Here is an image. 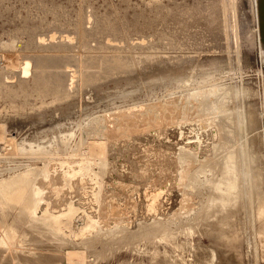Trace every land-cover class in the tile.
<instances>
[{
  "label": "rangeland",
  "instance_id": "obj_1",
  "mask_svg": "<svg viewBox=\"0 0 264 264\" xmlns=\"http://www.w3.org/2000/svg\"><path fill=\"white\" fill-rule=\"evenodd\" d=\"M213 4H215L214 7ZM254 4L255 0H0V185L12 179L15 180V178L21 179L24 176L23 173L29 168L44 166L43 158L49 156V153L33 154V152H38L34 150L49 148L48 150L53 153H50L52 163L73 160L74 158L67 156V152L77 148L76 144L85 137V130L89 127L91 117L114 111L113 113L119 112L118 118L121 109V111H127L126 114L133 119L143 117L141 122L150 127L147 132L136 133L135 135L142 134L137 136L139 139L135 140H132V137L125 138L124 126L122 130H118V139L122 142L116 146L115 151L116 157L119 158L118 164L123 167L117 168L115 173L122 175L127 173L129 165L135 161V158L138 163L140 162L141 167H145L146 162L148 164L155 160L154 165H150L144 174L149 176L155 172L153 178L156 182L166 185L162 194V198L166 200L163 216L177 209L184 196H190L188 198L192 201L191 208H185L171 220L166 218L164 222L167 226H159L161 230L156 227L139 231L131 237V240L124 241L115 248V243H98L94 252H88L83 257L82 263L78 264H166V259L169 264H222L220 251H223L228 258L227 262L230 263L227 264H233V260L234 264H251L253 254L250 252L249 243L256 228L255 220L251 215L255 210L254 206H258V210L264 214V60L259 53ZM60 14H62L61 17ZM101 15L109 17L118 26L123 20H139V25L145 27L149 23L145 19L153 18L155 23L153 19L150 21L156 33L153 34L151 30L144 31L145 33L142 34L144 41H141V34H133V39H131V34L121 27V35L124 38H130V43L124 39H117L115 42L112 40L114 43L106 40L104 46L109 43L107 47L100 46L94 49L95 47L92 46H95L96 41L91 39L92 41L88 42L91 47H88L83 41L86 40L85 35L88 31L98 30V24L95 22L100 20ZM175 16L179 18V21L171 20ZM68 19L72 21L70 26L66 25ZM155 24L158 25L155 26ZM212 24L213 27H211ZM212 29L216 33L219 31V34L222 32L223 35L218 36L219 34ZM49 31L56 32L55 39H59L58 36L61 33L66 36L68 32H73L79 41L71 50L65 52L79 60L82 58L86 60L88 56L92 59L97 56L103 60H112V62L135 56H152L153 58L145 61L146 63L125 62L110 72H101L99 65L91 66L90 69L96 73L90 83L84 81L87 78L88 69L86 65H82L76 73L77 79L80 80L74 88L65 85L58 89L53 88L52 91H44L45 86L34 83L33 79H30L27 82V88L20 90L21 84L15 77L20 72V63L17 58H23L24 53L28 55L40 53L39 42L43 39H52L42 38ZM216 36L219 38L217 39ZM184 40L187 44L183 43ZM29 41L32 44L30 46H28ZM218 42L221 47L219 44V47L216 45ZM174 43L176 47L173 46ZM113 44H116V48ZM111 45L113 46L109 47ZM59 47L65 49L63 46ZM59 47L56 45L49 48L48 52L52 55H61L62 51L58 50ZM23 48L27 52H24ZM205 99L207 102L196 116L204 120L197 118L182 124L181 128V125L176 123L178 119L175 114L168 115L170 120L165 119L164 111L166 112L167 108L186 101L189 104V102H199ZM220 99L223 100L221 101L223 105ZM211 109H214V112ZM157 110L162 111V114H157L155 117L153 112ZM215 116H220L223 120H216ZM171 117L175 118V121ZM226 118H229L228 120L233 124L231 128L226 127ZM159 123L161 125L164 123L166 126L165 131L159 132L157 137L153 135L157 130L152 132L151 129L153 127L157 129L160 126ZM181 130L184 131L183 136L180 134ZM220 132L224 140L216 148L219 155L215 157L213 143L218 141ZM6 136L14 138L17 150L16 148L14 151L8 149L9 146L5 142ZM106 136L107 134L103 137ZM125 139L126 143L123 141ZM189 140H197L198 148H201L199 164L192 162L193 159H188V161L185 158L174 159L173 153L171 155L173 150ZM137 141H139L138 144L140 143V148L136 146ZM161 150L164 151L163 154ZM121 153L124 160L119 156ZM157 154L160 156L157 157ZM234 154L240 157L238 172H244L247 178H244V174L240 175L244 178L242 179L244 183L230 189L220 182L223 181L222 176H225V171L218 167L224 165L223 168H226L228 162L225 156L227 155V159L230 160ZM206 157L211 159L207 160ZM160 159L162 164L158 168L157 163ZM156 171L163 172L164 175L159 177L158 174L155 175ZM188 174L190 177L187 176ZM55 175L59 176L60 173L53 174V177L57 178ZM193 176L195 179H192ZM131 177L132 180L123 179L122 185L112 184L111 190L113 189L112 193L115 195L119 194L116 198L114 197V201L117 207L120 204L122 209L127 208L128 213L125 211V215L132 217L129 220L132 222L130 227L136 228L137 223L144 220L142 216H145V213L143 212H146L147 216L153 215V211H149V205L152 203L151 194L147 193L154 185L142 184L138 176L131 175ZM253 177L257 180L256 182ZM250 178L254 180L252 186ZM58 179L59 183L56 181V185H46V194L53 204L51 209L55 210L58 206L65 207L70 200V202L74 201L76 206L88 209L92 214L96 213L97 207L94 205L97 203L92 199L93 190L96 188L94 181H85V184L79 185L76 179L74 181L65 180L62 177ZM245 179L249 184H246V187L251 186V190L249 189L248 195L239 197V190L244 191ZM129 181L132 182L129 184ZM115 186L119 189H115ZM124 186H126V196L120 195L124 191ZM143 186L146 187L143 188ZM221 193L224 194V198L221 199L225 200L216 201L214 205H211L213 202L211 200H215V196H221ZM127 194L135 199L127 198ZM2 200L4 204L1 206L3 210L0 211V216L1 212L3 214L0 221L5 223H2L3 227L13 231L16 229L20 238L24 237L21 238L22 242L18 241L20 246L19 244L14 248L5 246L1 249L6 251L1 254L0 264H21L9 257L17 256L16 252H32L31 247L38 245L33 244L35 240L40 241L38 242L39 247L44 246L34 251L42 250L43 252L45 250L47 253L51 251L52 255L61 254L59 249L62 248V243L57 238L58 232L44 226L34 232L29 226L30 223L27 222L41 223L40 220L35 221L33 216H29L23 203L11 199L6 200L5 197H2ZM132 200H136L134 205ZM227 200H233L232 205L220 211V209H225L224 203L226 202L223 201ZM246 200L251 206L249 210L244 208ZM127 201H132L130 206ZM147 201L149 203L145 204ZM200 207H205L207 210L204 211L205 208ZM38 212L39 217L42 211ZM194 216L199 217L197 223L202 218L203 221H207L208 217V220H214L216 225L211 231L214 234L196 231L193 236H187L183 231L182 222ZM219 216L225 220L221 221ZM86 219L85 215H78L74 220L75 227L85 225ZM168 226L170 229L166 230ZM65 229L70 236L67 235L68 233L63 236L70 237V241L73 239L74 243H81L84 238H94L96 234L91 228V232L87 230L79 235L75 229H71V232L67 227ZM30 230L33 234L29 233ZM28 233L30 236L27 235ZM34 233H36L35 236H33ZM27 236H33L34 240ZM37 236L39 238H36ZM81 248L80 250L84 251L89 247L82 245ZM199 251L203 257L199 256ZM74 260L79 259L75 257ZM59 264H68V262H59Z\"/></svg>",
  "mask_w": 264,
  "mask_h": 264
},
{
  "label": "bare ground",
  "instance_id": "obj_2",
  "mask_svg": "<svg viewBox=\"0 0 264 264\" xmlns=\"http://www.w3.org/2000/svg\"><path fill=\"white\" fill-rule=\"evenodd\" d=\"M214 6H215V4H213V7ZM254 7L256 10V25H257V29H258V40L257 41H258V45H259V53L264 60V0H255ZM213 9L215 10V8H213ZM154 12H155V9H154ZM176 13H178V12H176ZM178 14H177V16H178ZM61 15L62 14H60V17H61ZM173 15H174V13H173ZM218 16H220V15H218ZM218 16H217V18H218ZM140 17H142V16H140ZM148 17L150 18V16H148ZM220 18H221V16H220ZM220 18L218 20H220ZM142 19L144 20V18H142ZM152 19L153 18L145 19V20H148L147 22H149L147 24V26H145V27H141V25H139V23H140L139 20H129V21L123 20L121 23L122 25L120 24L118 26L115 22H113L111 19H109V17H105V16L101 15L100 20L98 19L95 22L98 24L97 25L98 30L88 31L85 35L86 40H83V41L87 44L88 47H91L88 42L92 41L91 39H95L93 41H96V44H95V46H92V47H95L94 49H98V48H100V46L101 47H107V45L109 43L106 46H104L106 40L109 42H110V40H111V42H113L112 40H114V42H115L117 39H120V40L124 39V40H127L126 41L127 43H130V38L133 39L132 38L133 34H141L140 40L144 41V36L142 35L145 33L144 31L151 30L153 34L156 33L155 28H152L153 23L150 21ZM176 19L178 20L179 18H176V16H175L171 20H176ZM145 20H144V22H145ZM58 21H60V19H58ZM153 21L155 23V19H153ZM71 22L72 21L70 19H68L66 25L70 26ZM217 22L218 21H216V23ZM113 23H115V24H113ZM216 23H213V24L215 25ZM213 24L211 27H213ZM156 25H158V24H155V26ZM121 27L125 28L127 30L128 34H131L130 38H124L121 35V31H120ZM215 28L216 27L214 26V29ZM159 31L160 30H158V32ZM213 31L215 32V30H213ZM147 33H149V32H147ZM164 33H169V32H164ZM73 34H74L73 32H68V34L65 36L61 33L60 36H58L59 39H55L56 38V32L52 33V31H49L48 34L46 33L42 38H44V37L48 38L49 37V39L52 38L55 40H52V39L51 40H45V39L41 40L39 42V44L41 45V47L39 46V52L40 53H38L37 55H35V54L28 55V53H24L23 58H17V56H16L18 63H20V72H18V75L15 77L17 78L18 82L21 84L20 87H22V88L20 90H25V88H27V82L30 79H33L34 83L36 82V83H39V84H42L43 86H45L44 91H52L53 88L58 89V88H61L62 86H65V85L69 86L70 88H74L75 85H77V83L80 80L79 78L77 79L76 73H77V71H79L78 69H81L80 67L82 65H86V67L88 69V73H87L88 75H87L86 80H84V81L86 83H90L93 81V77L96 73V71H93L92 69H90L91 66L99 65V67H101V69H100L101 72H110L112 69L116 68L117 66H120V64L122 65L125 62L144 63L145 61L151 60L153 58L152 56H139V57L135 56V57H128V58L114 60L113 61L114 63L112 62V60H103V59H101V57H97V56H95L93 59L90 56H88V57H86V60H84L83 58L79 60V59L73 57L71 54H69V53L66 54V52H65V51L71 50V48H73L75 45H77V43L79 41V40H77L76 36ZM212 34L215 35L213 32H212ZM213 35H211V36H213ZM220 35H223L222 32L218 36H220ZM110 36H111V38H110ZM62 37H65V38L62 39ZM137 38H138V36H137ZM159 38H160V36H159ZM218 38L219 37H217V39ZM60 39H62V40H60ZM220 40H222V39H220ZM31 41H33V40H31ZM31 41H29L28 46L32 45ZM37 41H39V40H37ZM137 41H139V40H137ZM172 41H171V44H172ZM185 41L186 40H184V42L183 41L182 42L187 44V42H185ZM210 41H213V40H210ZM214 42H215V39H214ZM220 42H218L216 45L218 46V44ZM188 43L191 45V42H189V40H188ZM211 44H213V43H211ZM56 45L58 47L59 46L65 47V49L59 47L60 49H58V50L62 51L61 55H54V54L52 55L48 52V51H50L51 48H53ZM113 45H111L109 47H112ZM173 46L176 47L175 43ZM179 46H177V47L179 48ZM219 46H220V44H219ZM129 47H130V45H129ZM189 47L190 46H188V48ZM115 48H116V46H115ZM120 48H121V46H120ZM185 49H186V47H185ZM189 50H191V49H189ZM23 51L27 52V51H25L24 48H23ZM111 52H112V50H111ZM114 55H115V53H114ZM219 98H221V97H219ZM219 101L221 103V101H223V100L220 99ZM187 102L188 101L183 102V103L176 105L174 107L167 108L166 112L164 111L165 119L168 120L169 119L168 115L171 116L170 114H172V116H173V114H175L177 119H178V121H176V123L178 122V124L181 125V128H182L183 127L182 124L188 123L190 121H194L198 118L196 116L199 114L200 109L207 102V100L205 99V100H202L199 102H196V101L191 102V103L189 102V104ZM184 103H187V104H184ZM117 110L118 109L116 108V111ZM211 110L214 112V109H211ZM110 112L111 113H108V112L105 113V111H104L105 114H103V115H96V117L93 116V118L91 117V119L89 120V122H90L89 127L87 130H85V137H83L82 140H80V142L78 144H76L77 148H73L70 152H67V156L74 158L73 160L68 159V160H62L58 163H56V162L52 163V157L50 156V153H52V151L50 152L48 150L49 148L46 149L45 147L44 148L40 147L41 149L40 150H34V151H38V152H33V154L49 153V156L46 155L47 157L44 156L45 158H43L44 159V166H42V167L35 166L32 168H29L28 170H26L23 173L24 176L23 177L21 176L22 177L21 179L15 178V180L12 179L11 181L5 182V184L0 185V211L3 210L1 206L4 204L2 197H5L6 200L11 199V200H15V201H18L20 203H23V205L27 208L29 216H33L35 221L40 220V222H41V223L27 222V223H30L29 226L32 228V230H34V232H35L36 230L41 229L42 226H44L46 228L49 227L52 229V231L55 230L56 232L59 233V234L56 233L57 238L59 239V242L61 241V243H62V246H61V244H59L62 247L61 249H59V251H61V254L59 253V255H56V253H54L55 250H52L53 249L52 248L50 250L54 251L53 253L55 254V255H52V254H50L51 251H50V253H47V252H45L44 249H43L44 250L43 252H42V250L41 251H34L36 248L38 249V248L44 246L43 245V246L39 247L38 245H40V244L38 242H40V241L35 240L33 244L34 245L38 244V245L31 247L32 248L31 250H33L32 252L31 251L30 252L26 251V252H21V253L16 252L17 256L11 255L9 257L11 260H15V262L21 263V264H59V262H65V261L68 262V264L82 263L83 257L88 252H92V251L94 252L96 245L98 243H104V244L115 243L114 248L118 247L124 241L131 240L132 239L131 237H134L136 234L139 233V231L150 230V229L156 228V227H157V229L161 230L159 228V226L160 227L167 226V224H165V222H164L165 220H167L166 218H170V220H171L175 215H178L180 211L184 210L185 208L190 207V204L192 203L190 198H188L190 196H188V197L184 196V198L181 201V205L177 209H175L171 214H169L167 216H163V214H164V208L163 207L166 205V200H164V198H162V194L164 192L166 185L164 183H157L156 182V180L153 178L155 172L149 176L144 174L146 169L150 168V165H152V166L154 165L155 160H153L154 162H148V164H146L147 163L146 162L145 163L146 166L141 167L139 164L140 162L138 163L136 161L137 158H135V161H133V163L129 165V167H128L129 169H128L127 173L124 172L125 174H123V175L120 173H117V172L115 173V171L118 170L117 168L122 166V165L118 164L119 158L116 157L117 154L115 151L116 146L121 144V142H122V140L118 139V137H119L118 130H122V127L124 126V135L126 136L125 138L129 139V137H132V140H135V139H139V138H137V136L141 135L142 133L139 135H135V134L136 133L138 134V133L143 132V131L147 132L149 130L150 125H146V124L141 122L143 117H141V119H133L126 114L127 111H121V109H120V117H118V118H117V114L119 112L118 113H113L114 111H110ZM121 112H124V113H121ZM160 113L162 114V111H158V110L154 111L153 116L156 117L157 114H160ZM175 115H174V117H175ZM171 119H173L175 121V118L171 117ZM215 119L216 120H223V118H221L220 116L219 117L215 116ZM228 119L229 118H226L225 124H226L227 128H231L233 124ZM198 120H204V119L198 118ZM160 122H162V120ZM159 125L160 126H158L157 129L155 127H153V129L155 128L154 130L151 129L152 132L157 130L156 131L157 134L153 133V135H155L157 137H158L159 132L165 131L164 128L166 126L164 123L162 125L159 123ZM83 128H84V126H83ZM183 133H184V131L181 130L180 131L181 136H183ZM105 134H107V136L103 137ZM214 136L215 137L217 136L216 132L214 133ZM122 138H123V136H122ZM163 138H165V137H163ZM126 139L123 140L124 143H126V141H127ZM198 139H200L199 136H198ZM108 140H110V141H108ZM163 140H165V139H163ZM223 140L224 139H223L222 133L220 132V136H219L218 141L213 143V148H215V151H214V154L216 155L215 157H217V155H219L216 148L219 147V145L223 142ZM130 141H131V139H130ZM196 141L197 140H189L188 142L182 144L181 146H179L178 149H175L171 152V155L173 153L172 157H174V159L179 158L181 160L185 158V160L187 159V161H188V159H193L192 162H195V164H196V162H198V164H199V162H200L199 152H200L201 148H198ZM5 142L9 146L8 149L10 151H14L15 148L17 150L16 141L14 140V138L6 136ZM138 142L139 141H137V145L136 144L135 145L138 148H140L141 146H139L140 143L138 144ZM200 142H201V140H200ZM134 143H135V141H134ZM177 143H176V145H177ZM141 144H142V142H141ZM200 144L202 145V143H200ZM165 150H166V148H165ZM170 150H172L171 147H170ZM208 152H210V151L208 150ZM122 153H121V155L119 154V156L122 157ZM163 153H164V151H162L161 154H163ZM40 154H38V155H40ZM156 156L159 157L160 155L157 154ZM167 156H168V154H167ZM231 156H232V154H231ZM137 157H138V155H137ZM123 158L124 157H122V159ZM139 158L142 159V157H139ZM209 159H211V158L208 157L207 160H209ZM225 159L228 162V164L226 163V165H228V166L226 168H223L225 166L222 165V163H221V165L223 167H221V166L218 167L220 169L222 168V170L224 169V171H225L224 172L225 174L223 173L225 176H222L223 181H220V182H223L222 184H224L228 188L234 189V187H238L241 185V183H244L242 179H244L245 177L247 178V176L245 175L244 172H241V171L238 172L239 165H240V157L237 154H234L233 158L230 159L231 162H230V160L227 159V155L225 156ZM129 160H127V161H129ZM149 160H151V158ZM144 161H145V159H144ZM160 164H162L161 159H160L159 163H157L158 168H160V166H161ZM143 165H144V163H143ZM190 167H191V165H190ZM125 168H126V165H125ZM122 170H124V169H122ZM125 171H126V169H125ZM194 171H196V170L194 169ZM55 172L60 173L59 176L55 175V177L57 176V178L53 177V174ZM157 174L159 175V177H162L164 175L163 172L159 173L156 171L155 175H157ZM243 174H244V178L240 177V175H243ZM131 175H133L134 177L138 176V180H140L142 184H144V183L146 185L153 184L155 186V187L154 186L151 187L149 189L150 192L147 193V194H151L150 199L152 200V203L149 205V211L150 210L153 211V215L147 216L146 212L142 211L143 213H145V216H142V218L144 217V220L141 219L142 221H139V223H137L136 228L130 227L132 225L131 224L132 222H130L129 220L132 217L130 218V217H127V215H125V211L127 208L125 210L122 209L121 208L122 205L120 206V204L117 207V204L114 201V197L116 198V196H118L119 194L115 195L114 193H112L113 189L111 190L112 184H121L122 185L124 182L123 179H125V178H126V180H132L133 178L131 177ZM191 175H192V173H191ZM187 176H189V174ZM61 177L65 180H70V181H74V179H76V183L79 185L85 184L84 183L85 181H94V183H96V188H94V190H93V197H92V199L97 203V205H94L95 207H97V211L95 214H92V212H89L88 209H84L83 207L81 208L80 206H76L73 203L74 201L70 202V200L68 203H66L65 207L58 206L57 208H55V210L51 209L53 207V204H52L51 199L46 194V185L47 184H49V185L55 184V182L59 180L58 178H61ZM118 179H120V180H118ZM192 179H195L194 176ZM198 180H200V179H198ZM248 180H249V178H248ZM248 180L245 179V185L243 184L244 185V191L239 190V192H238L239 197L240 196L244 197V196L248 195V192L251 190V186H252V183L254 180L252 178H250L251 186L250 187L248 186L249 188L246 187L247 186L246 184H248L247 183ZM256 181L257 180L255 179V182ZM130 182H132V181H129V184H130ZM58 183H59V181H58ZM133 183H135V182H133ZM139 184H140V182H139ZM139 184H137V185L139 186ZM137 185H136V187H137ZM7 187L9 190L6 189ZM125 187L126 186H124V188H123L124 191L120 195L126 196ZM132 187H133V189L136 188V187L134 188V186H132ZM144 187H146V186H143V188ZM73 188H74V183H73ZM5 189L8 191H6ZM115 189H119V188L116 187ZM130 190H131V187H130ZM136 191H138V189ZM234 191H236V190H234ZM128 192H129V190H128ZM225 193H226V191H225ZM131 194H132V192H131ZM132 195L127 194V198H131V199L134 198V197H132ZM218 195H220V193H218ZM223 195L224 194L221 193V196H217V197L215 196L214 197L215 200H211V202L213 201L212 203L210 202L211 205H214L216 201L221 202V200H225V199H221V198H224ZM225 195H227V193ZM134 196H135V194H134ZM228 196H230V195H228ZM146 197H148V195ZM212 199H213V196H212ZM117 200L118 199H116V201ZM167 200H168V198H167ZM235 200H237V199H235ZM82 201H84V200H82ZM135 201H133L134 202V203H132L133 205L136 203ZM149 201H147V203L145 202V204H148ZM247 201L248 200H246L244 202V208L249 210L251 206H249V202H247ZM127 202H125V203H127ZM131 202L130 201L128 202L129 206H130ZM223 202H226V203H224L225 209H220V211L226 210L229 205H232L231 203L233 202V200H229V201L227 200V201H223ZM217 206H218V204H217ZM206 207H208V206H206ZM200 208L202 209L205 207H200ZM210 208H212V207H209V209ZM254 208H255V210L252 211L253 213L251 215H253L252 217L255 220L256 224L255 223L254 224L256 225V228L253 227V229L255 228L254 229L255 232H254V236L252 237V239L249 243L250 252H252V254H253L251 256L252 259L250 262H251V264H264V214L262 211L258 210V206L256 207V205H255ZM209 209H208V211H209ZM39 210L42 211V214H41V216L39 215V217H38L37 215L39 214V212H38ZM203 210L206 211L207 208H205ZM146 211H147V209H146ZM126 212L128 213V211H126ZM140 212H141V209H140ZM140 212H139V214H140ZM201 212H203V211H201ZM182 213L184 214L185 212H182ZM2 214L3 213L1 212V216H2ZM147 214H148V211H147ZM78 215H85L86 216V218H87L86 224L83 226H80V227L79 226L75 227L76 225L74 223V220L76 219V217ZM222 217H223V213H222ZM222 217H220V220L224 221L225 218L221 219ZM198 218H199L198 216H194L192 218H188L186 221H183V222H182L183 218L181 219V222L184 225V226L182 225V228L184 227V230H183L184 233L190 237L193 236L196 231H199L200 233L201 232H204V233L208 232V234L210 233V235H211V233L214 234L213 232H211V231H213V229L215 228V225H216L214 220L213 219H212L213 221L208 220L209 219V217H208L207 221L206 220L203 221V218H202V220H200L197 223V221L199 220ZM5 219H6V217H5ZM2 223L5 224L4 222L0 221V247H1L0 248V257H2L1 254H4L3 251H6V250H1V249H3V247L7 246L9 248H12V247L14 248L15 246H18V244H19L18 241L22 242L21 238L24 237V236H22L20 238V235L17 232L18 230L15 231L16 230L15 229L13 231L11 229H6L5 227H3L4 225H2ZM195 223H197V226H195ZM42 224H44V225H42ZM169 226L167 227V229L166 228L165 229L169 230L170 229ZM66 227L69 230V232H71V229H75L76 231H78L77 235H79L85 231L87 232V230L89 231L91 228V229L95 230V232H96L95 237L99 236V238H95V237L94 238H91V237L90 238H84L81 243H74L73 239H71V241H72V243H71V241L69 239L70 237H67L66 235L63 236L65 233H68V232H66V229H65ZM212 227H214V228L212 229ZM247 227H248L247 230H249V226H247ZM30 232H31V230L29 231V233ZM43 232H45V231H43ZM90 232H91V230H90ZM29 233L27 235L30 236ZM40 233H41V231H40ZM35 234L36 233H34L33 236H35ZM45 234H47V233H45ZM250 234H251V232H250ZM43 235H44V233H43ZM47 235H49V234H47ZM67 235L70 236L69 233ZM33 236L32 237L27 236V237L31 238V240H34V239H32ZM39 236H42V235H39ZM248 236H250L249 233H248ZM27 237H25V238H27ZM36 238H39V237L37 236ZM44 244H46V243H44ZM82 245L88 246L89 248H86L87 250H84V251L80 250V249H82L81 248ZM19 246H20V244H19ZM47 250L48 249H46V251ZM56 250H57V248H56ZM56 252H58V251H56ZM219 255H221V258H222V264L223 263L224 264L230 263L229 261L227 262L228 258L226 257V255H224L223 251H220ZM250 255H251V253H250ZM199 256L203 257V255L200 254V251H199ZM75 257H77V259H79V260L75 261L74 260ZM167 260L168 259H166V264H169ZM2 261H4V260H2ZM232 262L235 263L234 260Z\"/></svg>",
  "mask_w": 264,
  "mask_h": 264
}]
</instances>
